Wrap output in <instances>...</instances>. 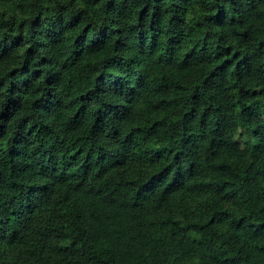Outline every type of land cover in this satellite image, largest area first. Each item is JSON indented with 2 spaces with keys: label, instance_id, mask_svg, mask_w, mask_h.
Masks as SVG:
<instances>
[{
  "label": "trees",
  "instance_id": "obj_1",
  "mask_svg": "<svg viewBox=\"0 0 264 264\" xmlns=\"http://www.w3.org/2000/svg\"><path fill=\"white\" fill-rule=\"evenodd\" d=\"M0 264H264V0H0Z\"/></svg>",
  "mask_w": 264,
  "mask_h": 264
},
{
  "label": "rangeland",
  "instance_id": "obj_2",
  "mask_svg": "<svg viewBox=\"0 0 264 264\" xmlns=\"http://www.w3.org/2000/svg\"><path fill=\"white\" fill-rule=\"evenodd\" d=\"M4 203L6 204L8 209H14L16 206V203L8 197H4Z\"/></svg>",
  "mask_w": 264,
  "mask_h": 264
}]
</instances>
